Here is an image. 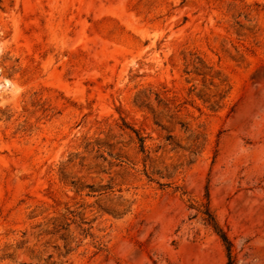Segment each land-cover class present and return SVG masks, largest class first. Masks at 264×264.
Segmentation results:
<instances>
[{
    "label": "rangeland",
    "instance_id": "374dc122",
    "mask_svg": "<svg viewBox=\"0 0 264 264\" xmlns=\"http://www.w3.org/2000/svg\"><path fill=\"white\" fill-rule=\"evenodd\" d=\"M202 204L264 264V0H0V264H227Z\"/></svg>",
    "mask_w": 264,
    "mask_h": 264
},
{
    "label": "trees",
    "instance_id": "16d2710c",
    "mask_svg": "<svg viewBox=\"0 0 264 264\" xmlns=\"http://www.w3.org/2000/svg\"><path fill=\"white\" fill-rule=\"evenodd\" d=\"M139 140L141 142V146L144 147L143 142H144V137L139 135ZM198 211L202 212L204 214V220L207 222L208 225H210L213 230L219 235L221 240L223 241L226 250H227V255H228V262L227 264H234V258L232 255V241L230 237L228 236L227 232L223 229V227L219 224L216 216L214 213L210 210L208 204H202L199 206ZM52 257V256H50Z\"/></svg>",
    "mask_w": 264,
    "mask_h": 264
}]
</instances>
